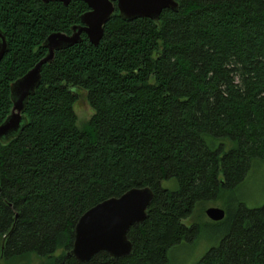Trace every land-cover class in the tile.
<instances>
[{"label": "trees", "instance_id": "1", "mask_svg": "<svg viewBox=\"0 0 264 264\" xmlns=\"http://www.w3.org/2000/svg\"><path fill=\"white\" fill-rule=\"evenodd\" d=\"M175 1L178 10L158 20L122 19L115 9L98 45L82 33L42 66L26 124L0 142V261L166 264L170 247L198 235L197 224L183 223L196 205L264 161V0ZM87 10L81 0H0V123L10 84L45 55V38L70 33ZM80 90L92 110L82 124ZM222 137L235 147L222 151L214 143ZM133 187L153 198L127 232L130 254L101 251L87 262L68 254L79 217ZM194 264H264V203L240 204Z\"/></svg>", "mask_w": 264, "mask_h": 264}, {"label": "water", "instance_id": "2", "mask_svg": "<svg viewBox=\"0 0 264 264\" xmlns=\"http://www.w3.org/2000/svg\"><path fill=\"white\" fill-rule=\"evenodd\" d=\"M61 2L71 0H41ZM88 10L81 14L80 23L71 27L70 33L52 32L42 43L46 53L26 73L9 86L11 109L0 123V142L6 143L16 137L27 122L24 109L28 98L40 84L41 69L55 58V52L81 42L84 33L93 45H98L104 26L115 9L122 19L150 18L158 20L164 9L178 10L175 0H81ZM115 3V4H114ZM7 49V42L0 30V59ZM153 198L149 187H133L117 197L107 198L87 209L78 219L73 230V244L69 253L78 261L87 262L98 252L120 258L130 254L132 243L127 237L129 228L141 223ZM205 214L211 220L224 217V210L207 207Z\"/></svg>", "mask_w": 264, "mask_h": 264}, {"label": "rangeland", "instance_id": "3", "mask_svg": "<svg viewBox=\"0 0 264 264\" xmlns=\"http://www.w3.org/2000/svg\"><path fill=\"white\" fill-rule=\"evenodd\" d=\"M77 100L74 108L78 117V123L85 122L92 113L84 91H77ZM215 145H222V151L235 147V143L228 137L216 138ZM221 176V174H220ZM165 185H168L165 183ZM264 203V161L253 159L250 170L242 182L230 190H223L216 200L206 203H198L191 216L183 220L187 226L197 224L198 235L191 241L183 240L177 245L170 247L167 251L166 264H194L211 247L217 246L229 228L230 216L236 211L240 204L247 207H257ZM207 207H218L224 210V217L220 220H211L205 214ZM61 249L57 250L58 255ZM33 264L40 258L31 255ZM0 264H7L0 261Z\"/></svg>", "mask_w": 264, "mask_h": 264}]
</instances>
